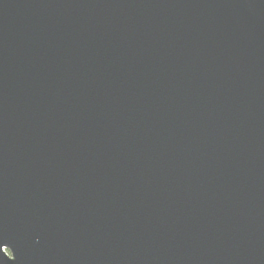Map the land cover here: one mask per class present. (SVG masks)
Instances as JSON below:
<instances>
[{
  "label": "water",
  "instance_id": "obj_1",
  "mask_svg": "<svg viewBox=\"0 0 264 264\" xmlns=\"http://www.w3.org/2000/svg\"><path fill=\"white\" fill-rule=\"evenodd\" d=\"M0 264H264V0H0Z\"/></svg>",
  "mask_w": 264,
  "mask_h": 264
}]
</instances>
